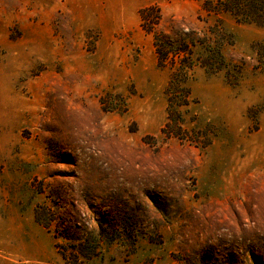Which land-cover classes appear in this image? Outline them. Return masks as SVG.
<instances>
[{"label":"rangeland","instance_id":"obj_1","mask_svg":"<svg viewBox=\"0 0 264 264\" xmlns=\"http://www.w3.org/2000/svg\"><path fill=\"white\" fill-rule=\"evenodd\" d=\"M217 1L0 0V264H264V24Z\"/></svg>","mask_w":264,"mask_h":264},{"label":"trees","instance_id":"obj_2","mask_svg":"<svg viewBox=\"0 0 264 264\" xmlns=\"http://www.w3.org/2000/svg\"><path fill=\"white\" fill-rule=\"evenodd\" d=\"M213 6V10H209L210 12H224L231 15L238 23L242 24H255V25H263L264 24V0H218L217 3L211 4ZM156 47H157V57L160 65L164 63V59L168 57L164 48H161L160 41L155 39ZM159 44V45H158ZM171 49V48H170ZM172 53V51L170 50ZM182 52V50L175 51L174 53L177 55ZM186 68H190L186 66ZM181 72H184L183 70ZM187 75V72H184ZM179 72H174L167 91L166 96L169 102V106L172 108L173 104H178L175 102L174 96H176L179 89H181V85L185 82L178 78ZM184 89V88H183ZM187 92L186 89H184ZM177 91V92H175ZM183 97H187V95H183ZM189 97V96H188ZM184 101L183 104H178L179 107L182 105H187ZM36 219L39 223L42 221L36 216ZM43 224V223H42Z\"/></svg>","mask_w":264,"mask_h":264}]
</instances>
